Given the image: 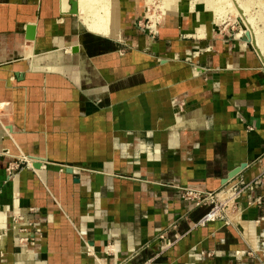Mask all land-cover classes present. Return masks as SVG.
<instances>
[{"label": "crops", "instance_id": "obj_1", "mask_svg": "<svg viewBox=\"0 0 264 264\" xmlns=\"http://www.w3.org/2000/svg\"><path fill=\"white\" fill-rule=\"evenodd\" d=\"M60 2L0 0V264H264L258 52L140 35L142 0L96 35ZM185 187L244 190L200 226Z\"/></svg>", "mask_w": 264, "mask_h": 264}, {"label": "bare ground", "instance_id": "obj_2", "mask_svg": "<svg viewBox=\"0 0 264 264\" xmlns=\"http://www.w3.org/2000/svg\"><path fill=\"white\" fill-rule=\"evenodd\" d=\"M69 1L70 0H61L60 3H62L61 5L63 6V8H65L69 6L68 5ZM162 1L163 3H165L163 4V7H161L164 14L167 13H170V15L183 14L186 15L187 17H190L191 23L198 25L199 27L198 32H193L192 30L189 29L188 30L186 29L184 31L188 35L193 34L194 36H197V38L198 37L200 38V36H204V35L209 36L210 31H213L214 28H217L218 23L222 18H225V16H227L226 13L228 11L233 12L234 13L233 16L235 18H237L236 14H239L240 16L238 15L239 18L237 20L238 21L240 20L239 22L242 25V29H241L242 34L246 35L245 38L246 40L243 39L244 47H246L248 45V42H250L255 48V50L258 52V54L260 55V58L264 59V22L263 25H260L261 23L258 24L255 18L249 15V12L251 11L250 10L251 4L254 2V4L257 3L261 5L260 3L261 0H259L258 2L257 0H192L189 1V3L183 2V0H162ZM78 2H79V11H80V14L78 16L80 20V25L83 29L91 33H94L96 35L110 37V38H118L119 4L121 0H78ZM142 4H144L143 6H145L143 15L145 17H148L149 5L152 4V0H143ZM210 11L221 14H219V17L216 14L217 16L215 17L214 22L209 27V30L207 28H206L207 30H204L202 29V26L205 24L206 19L209 18L208 16L210 15ZM156 23H157V19H156ZM25 28L27 27L25 26ZM153 28L154 31L157 33L159 27L155 29V26H153ZM171 29L173 28H170V30L161 29V35L172 36L173 33Z\"/></svg>", "mask_w": 264, "mask_h": 264}, {"label": "rangeland", "instance_id": "obj_3", "mask_svg": "<svg viewBox=\"0 0 264 264\" xmlns=\"http://www.w3.org/2000/svg\"><path fill=\"white\" fill-rule=\"evenodd\" d=\"M161 1L162 0H152V4L149 5V16L145 17L142 14L140 16V18L138 20H136V25L138 27L140 26V28H139V30L141 31V33H139L140 35H144V36H148V37H155L156 39L159 40V37H160L159 34L160 33L158 31H160L161 29H164L166 27L170 28L169 26L173 25V26H176V28H175V31L177 32L176 39H179V40H191V41L204 42V41H207L209 39V40H213L214 42H218L221 39H225V40H227L228 43H230V41H235L237 39V40H239V44L241 42H243L244 40H246L245 39L246 35L242 34V30H241L242 25L239 22L240 20L239 21L237 20L239 18L238 17L239 14H236L237 18H235L233 16L234 13L228 11L226 13L227 16H225V18H222L220 20L217 28H214L213 31H210L209 36L204 35V36H200V38L199 37L197 38V36H194L193 34L190 36L186 35V33H183L182 30L188 29V27H190V29H192L193 32H198L199 31L198 25L193 24V23H192V26H191V23L189 25V20L191 21L190 17H187L186 15H183V14H176V15H170V13L164 14L161 7H163V4H165V3H163V1L162 2ZM189 1H192V0H183V2H188V3H189ZM258 1L259 0H257V2ZM142 3H143V0H142ZM260 3H261V5L257 4V3L254 4V2L251 4V6H250L251 11L249 12V15L253 16L258 24L261 23L260 25H263V22H264V0H261ZM223 9H225V8H223ZM230 13H231V15H230ZM216 14L219 17V14H221V13H215L213 11H210V15L208 16L209 18L206 19V22L202 26V29H204V30L208 29L209 30V27L214 22L215 17L217 16ZM153 17H155V18H153ZM156 19H157V23H156ZM167 25H169V26H167ZM153 26H155V29H157L159 27L157 33L154 31ZM103 45H106V47L110 48V47H112L113 44H112V42H110V43L107 42V43H103ZM248 46H249V49L251 51L257 53V51L255 50V48L253 47V45L250 42H248ZM120 47L122 48V49L119 48V50H121V51L126 50L127 52H129V50H130V49H128V47H125L123 45H121ZM219 197H220V199H223L224 198L223 193H220Z\"/></svg>", "mask_w": 264, "mask_h": 264}, {"label": "built area", "instance_id": "obj_4", "mask_svg": "<svg viewBox=\"0 0 264 264\" xmlns=\"http://www.w3.org/2000/svg\"><path fill=\"white\" fill-rule=\"evenodd\" d=\"M264 179V174L262 175ZM244 189H222L217 192H204L202 190L185 187L182 188L181 197L196 206L211 204L209 211L198 221V225L205 226L208 223L220 220L225 215V210L235 203V200L242 194ZM220 193H223L224 198L220 199ZM160 238H163L161 235Z\"/></svg>", "mask_w": 264, "mask_h": 264}, {"label": "water", "instance_id": "obj_5", "mask_svg": "<svg viewBox=\"0 0 264 264\" xmlns=\"http://www.w3.org/2000/svg\"><path fill=\"white\" fill-rule=\"evenodd\" d=\"M69 5H70V10H69V14L70 15H74V16H78L80 14L79 11V2L78 0H70L69 1ZM26 38L30 41L35 40L36 38V26L35 25H28L26 28ZM73 52L78 51L77 47H74L72 49ZM263 63H264V59L262 58ZM34 167L38 168L39 164L35 163ZM245 167V165H242L241 167L235 169L234 171H232L229 176H228V180L234 178L236 175H238L241 170ZM68 172L71 173L72 169H68ZM227 180V181H228Z\"/></svg>", "mask_w": 264, "mask_h": 264}]
</instances>
